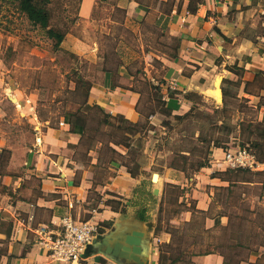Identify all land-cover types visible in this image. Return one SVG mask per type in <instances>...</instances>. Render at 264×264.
Wrapping results in <instances>:
<instances>
[{
  "label": "crops",
  "instance_id": "0c3cea01",
  "mask_svg": "<svg viewBox=\"0 0 264 264\" xmlns=\"http://www.w3.org/2000/svg\"><path fill=\"white\" fill-rule=\"evenodd\" d=\"M98 2H111V6L123 11L128 20L139 22L138 32L148 33L152 40L156 28L172 40V37L178 38L174 40L179 43L174 55L148 46L152 50L145 58L148 70L160 71L161 92L173 107V115L192 109L191 93L209 98L213 97L211 90L219 89L221 96L216 98L223 101L224 88L221 86L225 80L241 78L238 96L259 103L260 97L247 93L244 87L246 81L255 79L257 72H264V0H82L81 15L92 17ZM190 6L197 10L191 12ZM151 19L157 25L153 30L146 27ZM121 22L126 23L124 19ZM238 69L242 76L237 73ZM121 73V83L116 79L112 81L110 73H105L104 82H94L89 103L98 104L112 115L111 118H123L133 129L146 126L145 134L165 129L160 113L151 111L144 115L140 109L143 91L133 85V76ZM174 80L177 82L175 88L172 87ZM169 90L174 97L169 96ZM260 93L264 94V90ZM0 95L8 98L16 108L29 110L27 102L32 98L22 99L21 104L19 94L0 92ZM24 110L21 113L26 116ZM149 116L153 118L149 120ZM29 120L34 121V118ZM40 124L34 149L24 158L23 168L22 150L11 153V146L3 141L6 135L2 130L0 264H63L53 262L49 251L39 244L38 229L46 226L58 232L64 215H72L76 220H92L99 226L93 243L80 260L65 264H170V260L162 259L160 246L171 242L179 228L170 214L167 217L164 214L163 205L168 193L174 192L172 187L180 188L179 204H187L181 212L182 224H191L195 213L205 215L206 229L219 225L227 231L231 229L228 226L235 223L236 215L226 210L227 203L211 200L216 190L230 191L232 188L226 179L228 174L223 173L231 169L224 161V147L210 144L209 163L200 164L190 174L185 168L168 165L164 173H154L147 182L145 171L151 170V166L139 169L135 162L130 166L131 162L125 158L131 155V149L118 140L108 139L109 149L123 160L114 156L102 158L101 154H93L92 146L106 142L99 135L101 131L90 141L88 134L73 132L63 118L55 125L48 120ZM82 145L89 148L86 146L85 152H79ZM180 153L183 157L191 155L187 149ZM260 171L264 175V169ZM216 203L221 207L213 213ZM135 231L143 232L140 252L126 243L127 236ZM118 243L129 245L131 250L114 254L109 247L114 248ZM211 248L213 252L209 253H199L205 248H184L183 258L176 264H225L226 254L230 253L228 248L224 245ZM253 261L246 257L238 264H260L258 260Z\"/></svg>",
  "mask_w": 264,
  "mask_h": 264
},
{
  "label": "rangeland",
  "instance_id": "374dc122",
  "mask_svg": "<svg viewBox=\"0 0 264 264\" xmlns=\"http://www.w3.org/2000/svg\"><path fill=\"white\" fill-rule=\"evenodd\" d=\"M111 2H98L92 17L85 18L81 15V3L78 0H52L53 22L69 26V32L60 47H56L45 30L33 24L17 5L7 0L4 2L0 14V92L19 94L21 104L22 99L29 97L32 100L27 102L29 110H24L16 108L8 98L3 99L0 95V138L3 137L2 130H5L3 141L11 146V153L22 150V168L25 166L24 158L34 149L40 123L48 120L55 125L60 119H65L63 114L66 111L79 107L74 101L76 96L72 93L76 85V70L95 83H100L105 81L103 68L116 70L117 65L122 63L119 71L113 73L112 81L116 79L115 81L121 83L122 71L128 77L133 76V85L143 91L140 109L144 115L155 110L160 113L157 104V92L162 90L160 71L147 69L146 53L152 50L148 47L151 46L153 50L159 49L174 55L177 42L168 34L161 35L162 30L156 28L157 25L152 19L146 27L151 30L156 28L155 38L152 40L148 33L140 34L139 22L128 20L123 11L111 6ZM123 19L125 24L121 22ZM259 85L260 83H255L250 89L257 91ZM221 87L231 89L232 95L228 97L225 105L224 98L223 101L218 100V95L213 90L210 91L213 97L209 98L191 93L193 109L188 117L178 120L160 113L162 121L169 122L166 128H158L150 135L143 131L142 147L132 150L131 155L125 159L128 163L131 162L130 166L135 162L139 169L146 165L151 166V170L145 171V181L149 182L154 173H164L168 165L185 168L188 174L200 164L207 165L211 155V143L208 141L211 137H220L223 140L221 146L225 150L234 148L238 141L227 137L228 129L221 130L222 122L235 124L241 118H264V107L262 110L257 109L256 100L247 101L244 97L233 96L238 90L237 85L225 80ZM78 97L81 98L80 95ZM15 99H18L17 96ZM29 105H33V108ZM245 106L255 108L249 110ZM22 110L27 113L26 116L21 113ZM92 110L95 115L89 119V124L93 128L100 127V130L88 133L87 137L92 141L101 131L99 135L106 140L103 144L92 145L95 150L93 154H101L102 158L109 159L114 156L123 160L122 156H117L109 149L111 146L108 139L121 140L124 133L118 126H126V121L123 118L107 117L98 108ZM32 118L34 121L29 120ZM151 118L153 117L149 116V120ZM107 119L112 122L111 125L100 122ZM86 146L89 148L88 145H82L79 152H85ZM181 149H187L191 155L183 157ZM248 177L254 182L235 186L231 191L221 188L212 196V202L224 201L227 203L226 210L236 215L235 223L227 231L219 225L206 229L205 215L200 213H195L191 224H182L181 212L187 204H179L180 188L172 187L174 192L168 193L163 206L166 217L170 214L172 222L179 227L176 231V244L180 243L179 249L199 250L208 244H226L231 238L232 242L241 238L246 240L249 248L231 250V253H239L234 258L247 257L253 259V263L258 260L260 264H264V247L261 248L264 245L258 243L264 242V175L250 174ZM187 190L190 191L191 186ZM151 202L155 204L154 201ZM190 202L195 204L192 199ZM220 207V204L214 206L213 213L219 211Z\"/></svg>",
  "mask_w": 264,
  "mask_h": 264
},
{
  "label": "trees",
  "instance_id": "16d2710c",
  "mask_svg": "<svg viewBox=\"0 0 264 264\" xmlns=\"http://www.w3.org/2000/svg\"><path fill=\"white\" fill-rule=\"evenodd\" d=\"M6 0H0V14L4 5V2ZM12 2L13 4L18 6V9L26 15V17L36 26L42 28L45 30L48 38L52 39L54 41V44L56 47H60L61 43L64 41L67 33L69 32V26L65 24L64 26L61 24H55L53 22V11L51 8L52 0H7ZM82 0H78L79 3H81ZM99 1H107V0H99ZM197 8L190 6V11L195 12ZM174 40H178L177 37H172ZM179 47V43L176 45V49ZM122 66V63L118 64L116 67V70H113L112 68L105 67L103 68L105 73H110L113 75L116 71L118 72L120 67ZM237 73L241 75V71L238 69ZM76 78H75V88L72 90V93L75 94V102L79 104V107L73 111H66L63 115L65 116L66 122H68L71 125V129L73 132H78L81 134H88L90 132L99 131L100 127L93 128L89 124V119L92 118V115H95L92 109L98 108L101 110L105 116H112L109 113H106L98 104H91L89 103V94L90 90L94 84L93 80H90L86 77H84L82 74L78 73L76 70ZM230 82L231 84L237 85L238 89L242 84V79L239 80H226ZM264 72L259 71L256 73V77L253 81H246L244 90L247 93L254 94L256 96L260 97L259 103L256 105L257 109H261L262 106H264V94L260 93L262 90H264ZM260 83L259 90H251L250 86ZM115 85V84H114ZM224 105L227 103V99L229 96H231V89L230 88H224ZM157 101L159 106V112L161 115H167L172 116L178 120H183L186 117L189 116L191 113L190 111L185 114H172L173 107L171 104L164 99L163 93L161 91L157 92ZM81 96L79 98L78 96ZM169 96L174 97V94L172 90H169ZM239 98L238 96V90L236 91V94L233 95ZM243 99H246L249 101L248 98L244 97ZM223 105V108H224ZM85 107V108H84ZM249 110H254V106H245ZM193 109V107H192ZM156 111V110H155ZM105 122L107 124L111 125L110 120H101L100 121ZM226 122H222L220 125L221 130L222 129H228L227 137H233L236 141H238V144L234 147H246L251 149L253 152L256 153L258 156V159L260 161H264V118L256 120L251 119L247 120L246 118H241L238 120L235 124H225ZM164 125H168L169 122L167 120H163ZM227 125V126H226ZM120 129L123 130L124 137L119 140L120 144H123L125 147L132 150H139L142 144V132L145 131L147 128L146 126L140 127V128H134L130 126H118ZM232 133H235L233 135ZM209 144H213L214 146H221L223 140L220 139V137H211L209 140ZM229 141V139L227 140ZM226 141V142H227ZM138 143V144H136ZM222 147V146H221ZM183 150V149H181ZM190 152V151H189ZM224 174H228V179L230 181V185L233 187L242 185V182H254L248 175L252 174H263V171L257 170L253 171L251 169H229L226 172H223ZM222 173V174H223ZM220 173V175H222ZM231 191V188H230ZM231 228V226H228V228ZM227 228V227H226ZM264 231V228H263ZM257 235V234H256ZM232 239V238H231ZM230 239L229 242L225 243H216V244H208L206 245L204 250H200L199 253H209L213 252V249L211 248L212 245H215V248L218 246H225L228 248L230 253L226 254L225 258V264H238L242 258L238 259L237 262L234 257H236L239 253H231V250L233 251L236 248H249L248 243L246 240L238 238L236 241L232 242ZM177 236L174 234V237L171 242L169 243H163L161 244V251H162V259L163 260H170V264H176L178 261L182 260L183 258V251L179 249L180 243L177 242L176 244ZM261 245H264L263 241H258ZM236 262V263H235Z\"/></svg>",
  "mask_w": 264,
  "mask_h": 264
},
{
  "label": "built area",
  "instance_id": "2783aa9c",
  "mask_svg": "<svg viewBox=\"0 0 264 264\" xmlns=\"http://www.w3.org/2000/svg\"><path fill=\"white\" fill-rule=\"evenodd\" d=\"M177 85L174 80L172 87ZM224 161L231 169H264V161H260L255 152L246 147H234L225 151ZM60 229L54 232L46 226L38 229V242L49 251V257L56 263H73L79 261L81 255L93 243L99 226L92 220H76L72 215H64L60 219Z\"/></svg>",
  "mask_w": 264,
  "mask_h": 264
},
{
  "label": "water",
  "instance_id": "95a60500",
  "mask_svg": "<svg viewBox=\"0 0 264 264\" xmlns=\"http://www.w3.org/2000/svg\"><path fill=\"white\" fill-rule=\"evenodd\" d=\"M221 95V94H220ZM142 236H143V232L141 231H135L132 234H129L126 238V243L129 244L130 246H133V250L135 252H140L141 250V241H142ZM129 245H124L122 243H118L117 246H115L114 248H110L109 250H111L114 254H120V251H130L131 247ZM132 257L135 260H139L138 256L132 255Z\"/></svg>",
  "mask_w": 264,
  "mask_h": 264
},
{
  "label": "bare ground",
  "instance_id": "6f19581e",
  "mask_svg": "<svg viewBox=\"0 0 264 264\" xmlns=\"http://www.w3.org/2000/svg\"><path fill=\"white\" fill-rule=\"evenodd\" d=\"M213 93L217 94L218 96H220V94H221V92H220V90H219V89H217L216 91H215V90H213Z\"/></svg>",
  "mask_w": 264,
  "mask_h": 264
}]
</instances>
